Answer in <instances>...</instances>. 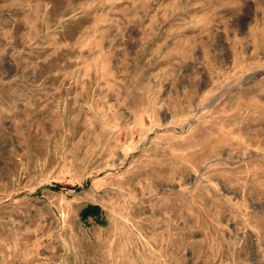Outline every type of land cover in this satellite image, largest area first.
<instances>
[{
	"label": "rangeland",
	"instance_id": "rangeland-1",
	"mask_svg": "<svg viewBox=\"0 0 264 264\" xmlns=\"http://www.w3.org/2000/svg\"><path fill=\"white\" fill-rule=\"evenodd\" d=\"M0 264H264V0H0Z\"/></svg>",
	"mask_w": 264,
	"mask_h": 264
},
{
	"label": "trees",
	"instance_id": "trees-1",
	"mask_svg": "<svg viewBox=\"0 0 264 264\" xmlns=\"http://www.w3.org/2000/svg\"><path fill=\"white\" fill-rule=\"evenodd\" d=\"M60 188L61 186L54 187L55 190H60ZM100 215H101V209L99 208V206H95V205H89L82 212V218L84 220H87L90 217L99 218Z\"/></svg>",
	"mask_w": 264,
	"mask_h": 264
}]
</instances>
